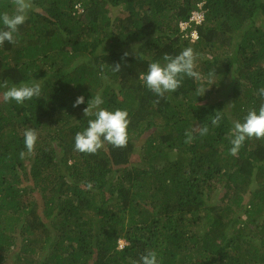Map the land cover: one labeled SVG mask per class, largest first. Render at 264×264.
Instances as JSON below:
<instances>
[{"label":"trees","instance_id":"obj_1","mask_svg":"<svg viewBox=\"0 0 264 264\" xmlns=\"http://www.w3.org/2000/svg\"><path fill=\"white\" fill-rule=\"evenodd\" d=\"M35 5L16 43L0 46V83L42 87L22 105L0 87V264H133L147 251L159 264H264V139L229 151L233 122L264 103V0ZM12 10L0 0V13ZM187 47L203 79L163 98L149 91L140 74ZM96 94L128 111L129 139L89 155L74 137ZM216 111L220 124L185 143ZM28 128L38 141L20 159Z\"/></svg>","mask_w":264,"mask_h":264},{"label":"clouds","instance_id":"obj_2","mask_svg":"<svg viewBox=\"0 0 264 264\" xmlns=\"http://www.w3.org/2000/svg\"><path fill=\"white\" fill-rule=\"evenodd\" d=\"M13 10L11 12L4 11L0 13V46L5 42L10 44L16 43V37L21 26L28 20V14L36 9L35 0H11ZM195 38V36H193ZM125 56L128 53L124 54ZM198 53L192 47L184 48L177 55H169L165 53L162 61L151 62L148 65L146 73L140 74V80L145 87L163 98L166 93H175L182 87L185 77L194 81H201L202 74L196 70V60ZM138 59L141 57L138 55ZM104 66H101V78L108 82L109 77L103 72ZM112 73H119L122 70L121 64L111 65ZM215 73H210L209 78L214 77ZM0 87L6 89L3 92V100L5 102L15 101L17 104H24L33 98L41 96L42 87L39 81L31 84L22 83L19 86H9L7 81L0 83ZM203 87L196 89V95L202 97L205 95ZM259 94L264 96V88L259 89ZM85 103L83 95L79 96L73 107H79ZM105 101L101 94L92 96L88 101V106L84 108V115L88 119V125L83 131H79L74 137V150L83 154L94 155L104 149L106 144H110L114 148H125L128 144V128L130 125L129 113L127 110L116 109L110 111L103 107ZM231 106V105H230ZM229 107V106H228ZM224 112V111H223ZM223 112L216 111L215 115L206 123L196 127L194 130L185 132V143H192L194 136L193 131L200 136H207L210 128L218 126L223 118ZM24 146L26 151L19 153L20 159H24L27 155H31L35 151L38 141V133L35 129L28 128L24 132ZM264 139V103H261L258 110L253 108L248 111L243 122L234 121L230 138V154L238 155L247 139ZM89 189L92 185L89 183ZM126 242L124 239L119 241L120 249L124 248ZM133 264H159L158 255L155 251H147L141 255L138 261Z\"/></svg>","mask_w":264,"mask_h":264},{"label":"built area","instance_id":"obj_3","mask_svg":"<svg viewBox=\"0 0 264 264\" xmlns=\"http://www.w3.org/2000/svg\"><path fill=\"white\" fill-rule=\"evenodd\" d=\"M202 20H203V15H201L200 13H195L194 16L191 18V22L196 21L197 23H200ZM182 26L183 29H186L188 27L185 23H183Z\"/></svg>","mask_w":264,"mask_h":264},{"label":"rangeland","instance_id":"obj_4","mask_svg":"<svg viewBox=\"0 0 264 264\" xmlns=\"http://www.w3.org/2000/svg\"><path fill=\"white\" fill-rule=\"evenodd\" d=\"M198 20H199V18H198ZM138 144H141V140L139 139L138 141ZM136 157V156H135ZM135 162H138L139 160L137 159V157H136V160H134Z\"/></svg>","mask_w":264,"mask_h":264}]
</instances>
